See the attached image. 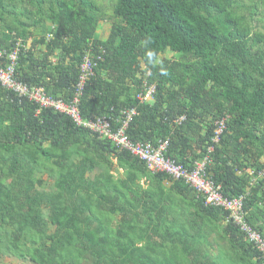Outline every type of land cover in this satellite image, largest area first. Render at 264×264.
Segmentation results:
<instances>
[{
  "label": "trees",
  "instance_id": "trees-1",
  "mask_svg": "<svg viewBox=\"0 0 264 264\" xmlns=\"http://www.w3.org/2000/svg\"><path fill=\"white\" fill-rule=\"evenodd\" d=\"M16 39L30 42L16 77L65 103L82 58L96 63L83 120L134 107L129 139L166 142L189 172L212 146L206 177L223 197L246 194L244 220L264 238V0H0V49ZM143 84L153 101L136 98ZM37 107L0 86V264H264L192 185ZM211 236L226 250L212 255Z\"/></svg>",
  "mask_w": 264,
  "mask_h": 264
},
{
  "label": "built area",
  "instance_id": "built-area-1",
  "mask_svg": "<svg viewBox=\"0 0 264 264\" xmlns=\"http://www.w3.org/2000/svg\"><path fill=\"white\" fill-rule=\"evenodd\" d=\"M29 46V41L23 43L20 39H16L8 49H0V86L3 89L12 91L19 98L37 103V112L42 108H52L55 111L68 114L77 125L87 127L91 132L98 134L100 138L107 139L115 148L129 150L142 160L151 172H165L173 179H183L203 195L206 204L221 206L227 210L229 212L226 216L227 222L229 221L239 228L247 242L258 251L260 257L264 260V238L248 225L243 217L242 206L246 194L231 198L223 197L218 191L219 186L215 187L211 180L206 177L204 165L206 162H210L208 154L211 153L212 146L207 148V154L203 158L194 161V169L189 172L163 156L166 142H161L154 148L149 142H134L129 139L126 131L132 117L136 114L134 107L118 110V116L115 118L109 115L96 117L95 120H83L78 110V96L81 95L85 81L93 75V68L96 63L88 57L84 56L82 58L78 65L76 93L74 98L65 103L61 98H50L42 87L30 88L25 82L16 77L15 68L19 54L28 49ZM143 86L136 98L140 102L153 101L155 85L149 84L146 86L143 84ZM182 119V117L179 118L177 122L182 121ZM216 123V129L211 139L215 143L218 142V135L224 128V121L221 119Z\"/></svg>",
  "mask_w": 264,
  "mask_h": 264
},
{
  "label": "rangeland",
  "instance_id": "rangeland-1",
  "mask_svg": "<svg viewBox=\"0 0 264 264\" xmlns=\"http://www.w3.org/2000/svg\"><path fill=\"white\" fill-rule=\"evenodd\" d=\"M49 25V23H48ZM109 27H110V22L103 20L99 23L97 31H96V36L100 39H104L109 32ZM30 44V42H29ZM166 57H170L172 56V54L170 52L165 53ZM114 175L117 176L118 173L113 171ZM96 173V171L88 174L89 177H92L94 174ZM40 177H42L44 179V181L41 183V185H38L37 189L38 190H52L51 185H50V180L45 177L44 175H40ZM166 184V183H165ZM42 216L45 218L46 217V211L43 210V214ZM211 244H212V248H210V252L212 255H217L220 251H224L226 250V244L223 241H219L215 236H211ZM3 262L5 264H33L32 262H30L28 259H21V258H17V257H13L7 254H4L3 256Z\"/></svg>",
  "mask_w": 264,
  "mask_h": 264
},
{
  "label": "clouds",
  "instance_id": "clouds-1",
  "mask_svg": "<svg viewBox=\"0 0 264 264\" xmlns=\"http://www.w3.org/2000/svg\"><path fill=\"white\" fill-rule=\"evenodd\" d=\"M155 93H156V90H155ZM118 116V112L116 113V114H113V115H111V117H113V118H115V117H117ZM133 118V117H132ZM181 118V117H180ZM182 118H184V117H182ZM183 120V119H182ZM130 124V123H129ZM102 139V138H101Z\"/></svg>",
  "mask_w": 264,
  "mask_h": 264
}]
</instances>
